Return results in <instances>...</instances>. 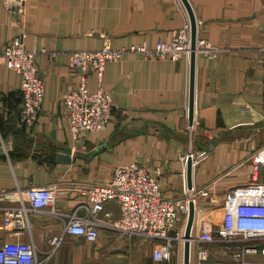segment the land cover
<instances>
[{
	"label": "crops",
	"instance_id": "obj_1",
	"mask_svg": "<svg viewBox=\"0 0 264 264\" xmlns=\"http://www.w3.org/2000/svg\"><path fill=\"white\" fill-rule=\"evenodd\" d=\"M189 2L197 40L218 50L215 57L196 52L192 125L190 58L127 52L107 62L102 74V86L114 98L110 122L75 139L63 102L79 83V70L68 65L70 53L98 49L105 39L112 47L170 41L190 24L182 0H26L23 14L8 12L0 0V47L26 32L25 45L37 51L45 86L39 117L25 127L16 116L19 76L0 64V188H19L26 202L27 188L56 183L57 208L68 211L83 201L77 185L105 182L116 165L138 161L157 170L164 196L176 197L187 187L182 157L191 147L208 151L192 165V186L210 183V199L198 206L205 218L210 213L218 218L228 189L250 180V154L264 143V0ZM97 87L96 75L89 74L87 89ZM60 148L70 149V162L57 160ZM17 196L0 204H17ZM104 210L113 219L120 216L114 202ZM3 218L0 209V242L32 240L40 258L50 249L46 237L63 230L56 215L30 213L25 230L4 225ZM179 246L172 264H182ZM165 263L154 261L150 244L140 238L104 227L95 240L66 236L43 264Z\"/></svg>",
	"mask_w": 264,
	"mask_h": 264
},
{
	"label": "built area",
	"instance_id": "obj_2",
	"mask_svg": "<svg viewBox=\"0 0 264 264\" xmlns=\"http://www.w3.org/2000/svg\"><path fill=\"white\" fill-rule=\"evenodd\" d=\"M26 0H2L4 8L23 14ZM26 32L11 37L0 47V64L14 71L20 80V101L16 116L25 127L31 128L43 107L45 86L35 62L36 50L25 45ZM198 39V38H197ZM215 57L217 48L205 39L197 40V51ZM39 51H45L41 49ZM127 52H139L147 58H188L190 54V24L180 27L170 41L159 39L154 46L132 44L112 47L108 40L98 49H76L70 53L68 65L79 70L77 87L63 98L68 127L73 138L82 131L97 132L111 120L114 109L112 92L102 86V74L109 61L120 60ZM94 73L98 87L87 89V76ZM207 150L191 147L182 157L192 159V165L204 159ZM250 180L228 189L217 219L202 218L197 231L198 202L210 199V183L186 187L176 197L163 195L156 169L138 161L118 164L108 180L84 183L75 187L81 201L68 211L56 204V183L31 186L26 190V202L21 190L0 188V202L18 194L19 203L0 204L4 225L12 223L19 230L29 227V214L56 215L63 221L60 234L46 237L50 249L42 258L32 240L0 242V264H43L53 251L64 244L66 236L95 240L100 228H111L128 237H138L150 244L151 257L156 262L169 263L184 241V228L189 203L195 204V219L190 237L191 256L195 264H264V143L250 154ZM114 202L120 216L113 219L105 204ZM183 253V252H182Z\"/></svg>",
	"mask_w": 264,
	"mask_h": 264
},
{
	"label": "water",
	"instance_id": "obj_3",
	"mask_svg": "<svg viewBox=\"0 0 264 264\" xmlns=\"http://www.w3.org/2000/svg\"><path fill=\"white\" fill-rule=\"evenodd\" d=\"M190 21V82H189V124L193 123V111H194V75H195V55L197 52V21L191 7L189 0H182ZM59 162H70V149L60 148L57 155ZM186 182L187 187L192 186V159L188 157L186 160ZM195 219V204L191 201L189 203V214L187 216L185 228H184V241H183V253H182V264H190L191 262V248H190V237Z\"/></svg>",
	"mask_w": 264,
	"mask_h": 264
},
{
	"label": "rangeland",
	"instance_id": "obj_4",
	"mask_svg": "<svg viewBox=\"0 0 264 264\" xmlns=\"http://www.w3.org/2000/svg\"><path fill=\"white\" fill-rule=\"evenodd\" d=\"M198 214H199V218H198ZM213 214H216V213H213ZM212 213H210L208 216H209V218H211V219H217L216 217H215V215H213ZM202 215L204 216V210L202 209V208H200V205L198 206V209H197V221H196V223L197 222H199L201 219H202ZM206 216H204V218H205ZM180 246H179V248L181 249V252L179 251V253H180V256H182L181 254H182V252H183V245L180 243L179 244ZM179 255H178V257H180ZM177 257V254L175 255V257L169 262V263H167V264H172L174 261H175V258ZM166 264V263H165ZM190 264H195V261H194V259H192V256H191V262H190Z\"/></svg>",
	"mask_w": 264,
	"mask_h": 264
}]
</instances>
